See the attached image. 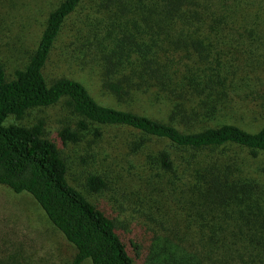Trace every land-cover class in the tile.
<instances>
[{"label":"trees","instance_id":"obj_1","mask_svg":"<svg viewBox=\"0 0 264 264\" xmlns=\"http://www.w3.org/2000/svg\"><path fill=\"white\" fill-rule=\"evenodd\" d=\"M74 16L80 26L70 44L86 34L73 50L85 49L82 65L99 74L101 88L124 109L97 102L77 80L47 81L45 68ZM69 47L67 57L75 59ZM250 48L264 52V0H60L25 65L8 78L0 62V187L38 204L73 247L72 264H134L140 252L157 264H264V123L247 131L225 117L240 105H251L250 113L264 103V54L244 59ZM245 91L251 96L237 100ZM257 92L262 96L252 99ZM142 99L167 120L127 105ZM62 100L82 119L75 129L48 138L42 120L9 123ZM86 122L182 153L180 167L167 151L158 152V162L182 176L179 193L198 227L196 245L172 250L125 241L69 184L58 147L77 143ZM86 187L97 193L105 182L91 175ZM25 255L0 226V264H30Z\"/></svg>","mask_w":264,"mask_h":264},{"label":"rangeland","instance_id":"obj_2","mask_svg":"<svg viewBox=\"0 0 264 264\" xmlns=\"http://www.w3.org/2000/svg\"><path fill=\"white\" fill-rule=\"evenodd\" d=\"M59 1L0 0V62L8 78L25 65L28 54L37 44L47 13ZM80 13L84 15V11ZM79 17L74 16L62 31L57 49L45 68V77L48 82L59 77L77 80L97 102L124 109V105L101 88L99 74L82 65L85 63V49L78 53L73 50L81 44L80 37L86 32H79L78 41L70 44L77 32L76 26H80ZM66 47L76 55L75 59L67 57ZM242 54L245 59L254 55L259 57L264 52L250 48L249 54ZM221 58L225 59L224 56ZM241 95L237 100L245 101L249 98L246 97L249 91ZM260 96V92H257L252 99ZM260 104L264 105L263 101L258 100L254 106L258 110H251L250 113L251 105H243V109L240 105L235 111L225 112V117L247 131L257 130L264 123V108L259 109ZM127 105L135 112L167 120L158 106L151 108L145 99L132 100ZM39 120L44 122L46 136L51 138L63 127L75 129L76 123L82 119L71 113L62 100L52 107L29 110L19 120L9 118V123L31 126ZM86 124L87 129L80 131L77 143L58 147L67 163L69 184L114 222L125 241L146 247L153 244L155 249L167 243L172 250L173 247L189 249L196 245L198 227L194 217H187L186 205L179 193L182 176L164 172L158 162V152L167 151L175 167H180L185 159L182 153L164 143H139V139H133L131 132L124 128ZM91 175L100 176L105 182V188L100 192H91L86 187L87 178ZM0 226L17 243L23 256L26 254L29 257L28 263L72 264L73 247L28 194H15L0 187ZM145 255L140 252L134 264H157Z\"/></svg>","mask_w":264,"mask_h":264}]
</instances>
